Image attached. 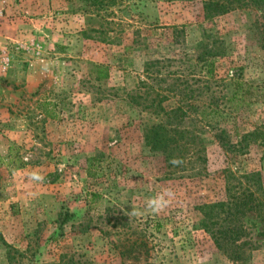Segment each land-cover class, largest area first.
<instances>
[{"label":"rangeland","instance_id":"374dc122","mask_svg":"<svg viewBox=\"0 0 264 264\" xmlns=\"http://www.w3.org/2000/svg\"><path fill=\"white\" fill-rule=\"evenodd\" d=\"M103 6L0 0V264H232L198 228L197 208L225 199L224 169L260 170L264 190V141L236 162L206 143L198 170L174 173L144 145L141 128L155 119L122 92L146 62L181 55L211 28L257 86L238 109L237 134L264 125V20L251 7L205 23L197 2ZM172 27L182 32L172 37ZM93 64L108 67L106 80L90 74ZM217 64L221 75L225 60ZM165 189L175 194L169 206L146 212ZM257 242L246 264H264Z\"/></svg>","mask_w":264,"mask_h":264},{"label":"trees","instance_id":"16d2710c","mask_svg":"<svg viewBox=\"0 0 264 264\" xmlns=\"http://www.w3.org/2000/svg\"><path fill=\"white\" fill-rule=\"evenodd\" d=\"M97 8L109 0H83ZM162 2H197L205 23L230 12L254 8L264 20V0H161ZM172 37L182 30L171 28ZM264 32V27L262 28ZM175 39V38H173ZM229 50L216 30L201 28L190 50L181 55L146 62L133 83L132 90H124L122 98L138 112L147 113L155 121L141 128L144 145L158 153L174 173L198 170L205 163L206 143L218 148L236 162L249 146L264 141V125L237 134L236 114L245 106V94L253 87L242 79L243 56L229 57ZM225 60L221 75L218 61ZM95 80H106L108 67L91 65ZM140 77V78H139ZM257 90V89H256ZM230 124L228 128L227 125ZM230 129H236L231 136ZM181 158L184 163L173 166L170 160ZM98 162L87 159V174ZM187 173V172H186ZM225 199L198 206V228L211 240L232 264H246L249 252L257 248V239L264 238V190L260 170L248 172L222 171ZM93 195H95L93 193ZM92 195V196H93ZM259 226L255 232L246 228L247 221ZM153 227H158L152 221ZM155 223V224H154ZM253 227L256 225L253 224ZM143 241L132 244L137 248Z\"/></svg>","mask_w":264,"mask_h":264},{"label":"clouds","instance_id":"9594fccd","mask_svg":"<svg viewBox=\"0 0 264 264\" xmlns=\"http://www.w3.org/2000/svg\"><path fill=\"white\" fill-rule=\"evenodd\" d=\"M170 163L173 166L178 167L184 163V160L181 158L173 157L170 160ZM33 178L37 180L42 179V177L38 175H34ZM174 195L175 194L171 189H165L163 192L157 194L156 196L148 198L145 202V211L150 212L153 215L159 214L169 206ZM131 214L142 215L143 213H140L136 209H133Z\"/></svg>","mask_w":264,"mask_h":264}]
</instances>
